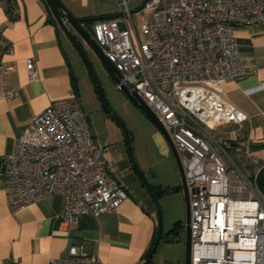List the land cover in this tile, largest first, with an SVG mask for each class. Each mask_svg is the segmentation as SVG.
Here are the masks:
<instances>
[{
  "label": "built area",
  "instance_id": "obj_1",
  "mask_svg": "<svg viewBox=\"0 0 264 264\" xmlns=\"http://www.w3.org/2000/svg\"><path fill=\"white\" fill-rule=\"evenodd\" d=\"M119 2L122 13L96 20L93 36L177 147L190 194L191 264H264V193L257 181L264 163L251 139L223 138L220 129L249 119L224 84L245 72L234 29L264 23V0H145L151 16L139 25L129 0ZM27 68L29 80L38 81L32 57ZM8 69L0 64V71ZM4 97L12 100L14 92L6 89ZM108 154L80 101L54 99L5 159L7 204L16 211L61 195L69 229L81 215L116 211L129 191ZM48 264L105 263L74 244Z\"/></svg>",
  "mask_w": 264,
  "mask_h": 264
},
{
  "label": "crops",
  "instance_id": "obj_2",
  "mask_svg": "<svg viewBox=\"0 0 264 264\" xmlns=\"http://www.w3.org/2000/svg\"><path fill=\"white\" fill-rule=\"evenodd\" d=\"M62 1L79 17H103L96 13L101 9L100 4L108 0ZM50 11L46 0H0V64L9 67L0 71V264H48L67 255L74 244H82L88 254L99 257L105 264H146L158 231L156 201L133 165L114 156L110 144L100 141L94 130L96 140L109 145L108 164L129 191V198L116 211L99 217L90 213L81 215L75 227L69 229L61 217L64 207L61 195H48L16 211L7 204L5 159L32 118L58 98L75 97L83 106L81 85L87 84L89 71L53 11L57 22L49 21ZM136 14L139 15L137 25L151 16L147 10ZM87 23L85 27L93 30L95 21ZM234 33L245 72L227 80L224 87L230 100L249 119L222 126L221 136L236 141L251 139L254 154L264 163V23L236 26ZM10 48L13 53L8 51ZM29 57L35 61L38 81L29 80ZM6 89L14 92L10 101L4 97ZM156 134L162 150L161 160L171 159L175 166L165 135L159 131ZM150 185L154 193L155 188L161 191L157 197L183 189L180 186L179 190H172L179 185L171 186L158 179ZM178 221L184 227V221ZM171 228L162 237L168 243L176 241L167 240Z\"/></svg>",
  "mask_w": 264,
  "mask_h": 264
},
{
  "label": "rangeland",
  "instance_id": "obj_3",
  "mask_svg": "<svg viewBox=\"0 0 264 264\" xmlns=\"http://www.w3.org/2000/svg\"><path fill=\"white\" fill-rule=\"evenodd\" d=\"M144 1L129 0V6L133 11L135 22L139 20V15L136 14L137 12L141 14L145 13V10L140 8ZM100 5L101 9L98 11L99 13H96V16L122 13V7L118 0H108ZM89 55L95 62L104 97L110 109L123 120L127 129L130 131L131 146L135 160L141 167L148 182L151 183L158 179L163 182H169L171 186L181 185L176 162L175 166H173L171 159L161 160L162 150L156 133L159 131L164 136L162 131L134 106L120 87H118L116 81L102 68L94 55L91 52H89ZM87 79V84L82 83L81 85L80 100L85 111L90 116L93 130L97 133L100 141L110 144L114 156L122 157L121 159L128 160L127 163L129 165L132 164L125 142V132L121 123L109 115L103 107L89 73L87 74ZM236 161L241 168L248 170V172L251 171V167H246L245 160L240 161L237 159ZM158 200L163 213V235H166L175 221L183 220L184 223L186 222L187 214L184 191L181 189L180 192L167 193L163 197H158ZM175 240V242L171 243L166 242L165 238L161 240L153 255L152 264H184L186 256L185 224L181 229L180 235Z\"/></svg>",
  "mask_w": 264,
  "mask_h": 264
},
{
  "label": "water",
  "instance_id": "obj_4",
  "mask_svg": "<svg viewBox=\"0 0 264 264\" xmlns=\"http://www.w3.org/2000/svg\"><path fill=\"white\" fill-rule=\"evenodd\" d=\"M50 9L53 11L59 25L67 35V37L70 39V41L73 43V45L76 47V49L79 51L85 65L87 66V69L89 71V74L93 80V83L97 89V92L99 94V97L102 101V105L105 108V110L109 113V115L113 116L117 121H119L124 129L125 135H126V142L128 145V150L130 154V158L132 161V165L134 169L137 171L140 179L145 183L146 187L151 191L153 198L156 201L157 207H158V231H157V237L153 244V247L150 249L146 264H152L153 255L156 252L162 237L164 233V220H163V213L162 209L158 200V197L153 192L152 187L148 180L146 179L143 171L138 166L132 146H131V138L129 130L127 129L125 123L123 120L115 113L113 112L105 97L102 85L100 83V79L97 75V71L95 69L96 65L94 60L91 59L89 52H91L94 57L97 59L99 64L102 66V68L108 73L109 76L113 78L114 81H116L117 85L121 83L119 86L120 89L125 93L127 98L134 104V106L143 113L157 128H159L162 133L165 135L172 151L175 157V160L177 162L180 176H181V186L184 191V198L186 202V222L185 229H186V256L184 264H191V206H190V194H189V187L186 182L185 177V171L183 167V163L181 161L179 152L177 150V147L170 136L168 130L163 125V123L160 121L154 110L151 108L149 104H147L144 99L139 95V93L134 90L130 89L128 86L122 83V72L116 67V65L106 56L101 46L97 43L96 39L94 38L92 32L90 29L85 27V22H93L96 20L101 19L102 17H79L76 16L64 3L62 0H46Z\"/></svg>",
  "mask_w": 264,
  "mask_h": 264
},
{
  "label": "trees",
  "instance_id": "obj_5",
  "mask_svg": "<svg viewBox=\"0 0 264 264\" xmlns=\"http://www.w3.org/2000/svg\"><path fill=\"white\" fill-rule=\"evenodd\" d=\"M143 7H144V3L140 6V8H143ZM49 13H50L49 14V21H51L53 23H56L57 21H56L54 15H53L52 11H50ZM110 16H115V15L107 14V15H103L102 18L110 17ZM89 23L91 24V22H88L87 24H89ZM91 32H93V30H91ZM257 181H258V185H259L261 191L264 193V167L262 168L261 172L259 173ZM180 188L181 187L178 186V187L172 188V190H179ZM154 191H155V194H158V195L161 193V191H159L156 188L154 189ZM182 228H183V224H182L181 221L175 222L173 227L171 228V230L167 234V240L168 241H174L175 239H177L178 236L180 235V232H181Z\"/></svg>",
  "mask_w": 264,
  "mask_h": 264
}]
</instances>
